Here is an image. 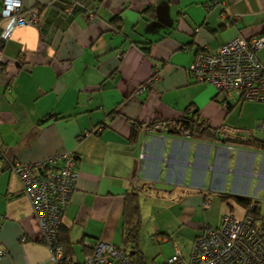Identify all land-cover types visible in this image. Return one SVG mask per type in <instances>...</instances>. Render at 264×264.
I'll return each instance as SVG.
<instances>
[{"label": "crops", "instance_id": "1", "mask_svg": "<svg viewBox=\"0 0 264 264\" xmlns=\"http://www.w3.org/2000/svg\"><path fill=\"white\" fill-rule=\"evenodd\" d=\"M213 1L23 0L24 11H39V24L14 28L3 46L0 137L7 161L68 152L78 158V188L61 228L73 260L84 262L99 241L123 246L125 199L134 190L140 246L145 230L150 245L193 232V246L224 214L246 215L235 198L264 199V150L221 132L246 130L264 142V103L218 94L188 70L205 47L264 38V0H225L235 21ZM72 4L74 14L63 15ZM2 9L0 0V41ZM257 56L264 61V48ZM185 118L213 136L143 135ZM0 223V249L7 251L0 264H55L21 182L3 161Z\"/></svg>", "mask_w": 264, "mask_h": 264}, {"label": "built area", "instance_id": "2", "mask_svg": "<svg viewBox=\"0 0 264 264\" xmlns=\"http://www.w3.org/2000/svg\"><path fill=\"white\" fill-rule=\"evenodd\" d=\"M2 4L4 28L3 40L0 41V71L3 70L1 52L11 31L16 27L36 26L40 18L38 10H23V0H2ZM225 4V0H214L211 7L222 5L228 13ZM76 6H65L62 14L72 16ZM226 16L234 21L238 18V15L229 13ZM263 48V37L246 39L237 36L215 50L201 49L188 70L196 81L211 85L218 94H235L242 102L264 103V61L257 56ZM123 56V53L117 55L119 59ZM145 89L146 86H141L137 93ZM224 105L227 106L226 103ZM221 130L229 141L243 137L239 130ZM258 130L264 131V121L259 124ZM150 132L161 135L175 132L182 139L191 136V131L179 122H159L143 129L144 136ZM1 156L6 158V149L0 137V169ZM7 162L31 203L43 233V242L55 264H131L128 251H119L103 241L94 246L93 255L84 262L68 259L67 251L60 242V231L80 178L79 160L74 153H63L29 164ZM205 208H208V203ZM6 255L7 251L0 249V259ZM159 264H264V199L252 200L243 218L224 214L217 228H207L195 240L189 258H185L175 245L174 254Z\"/></svg>", "mask_w": 264, "mask_h": 264}, {"label": "trees", "instance_id": "3", "mask_svg": "<svg viewBox=\"0 0 264 264\" xmlns=\"http://www.w3.org/2000/svg\"><path fill=\"white\" fill-rule=\"evenodd\" d=\"M150 9H148L149 11ZM144 51L147 55L150 54V48H144ZM200 51V50H199ZM179 123H182L186 126L190 131L193 137H212V131L206 127L204 124L196 121L195 119H181ZM238 139V138H234ZM233 140V139H232ZM249 146H253L255 148H260L264 150V142L254 141L252 139L247 140L245 142ZM1 159L4 163L9 164L6 161V158L1 156ZM236 201L241 204L244 208H248L251 203L249 199L243 198H235ZM141 228H142V215L139 204V191L134 190L131 193L127 194L125 199V207L123 212V246L116 247L119 251L125 250L128 251V257L130 258L131 264H146L144 254L140 249V236H141ZM60 242L65 247L67 251L68 259H72V252L66 244V242L61 238L60 231ZM63 264H66L64 262Z\"/></svg>", "mask_w": 264, "mask_h": 264}, {"label": "rangeland", "instance_id": "4", "mask_svg": "<svg viewBox=\"0 0 264 264\" xmlns=\"http://www.w3.org/2000/svg\"><path fill=\"white\" fill-rule=\"evenodd\" d=\"M239 131L242 132L243 138H246V139H249L253 135L252 132H249L246 130H239ZM262 136L264 137V134H262ZM260 197L264 198V191H262ZM192 234L194 233L186 232L183 240H175V242L170 241V243H159L156 245L154 244L150 245V243L144 242L145 241L144 237H147L148 233L146 230L143 231L142 232L143 238H141L143 240L142 241L143 247L140 246V249L143 250V252H146V259H145L146 264H159V263L164 262L165 260H167L174 254L175 245L181 250L183 255L189 258L190 253H191V248H192V239H191V236L189 235H192ZM146 241H147V238H146Z\"/></svg>", "mask_w": 264, "mask_h": 264}]
</instances>
